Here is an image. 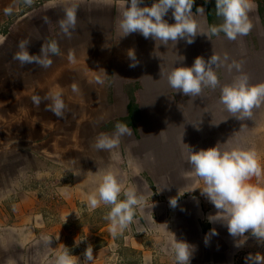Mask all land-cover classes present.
I'll return each instance as SVG.
<instances>
[{"label": "crops", "instance_id": "0c3cea01", "mask_svg": "<svg viewBox=\"0 0 264 264\" xmlns=\"http://www.w3.org/2000/svg\"><path fill=\"white\" fill-rule=\"evenodd\" d=\"M73 4L77 5V26L69 39L61 32L58 21L64 17L65 8ZM9 7L12 12L6 14L5 9ZM124 7L125 3L115 0H33L31 5L24 0H0V130L20 122L28 131L21 144L31 147L29 151L24 150L21 157L25 172L15 175L16 182L11 181L0 189L3 192L8 188L0 194V246L3 249L20 247V256L26 264L37 261L41 253L39 264L41 261L55 264L57 254L66 250L83 260L89 244L93 246L92 264H127L126 257L134 254L140 257L139 264H160L174 258L175 239L192 246V256L205 259H210L211 255L233 259L236 252L243 249L244 245L235 246L236 241L225 225L208 221V216L217 210L201 195L199 188L204 186L203 181L188 164L187 152L169 159L164 152L160 157L158 153L147 156L141 151L133 154L132 149L143 145L145 138L142 140L138 134L146 122V113L158 107L176 108L179 120L182 119L178 126L184 132L194 126L195 122L186 114L189 102L183 100L193 98L168 85L167 75L173 67H191L196 57L207 61L215 52L221 58L227 54L228 63L242 61L243 71L249 75L264 72V0H250L248 17L252 28L248 35L235 41L228 40L222 32L213 35L209 31L211 26L222 23V18L216 15L215 0L202 4L194 0L191 18L197 24L198 33L203 34H197L192 44L181 39L175 45L145 39L138 32L122 36L119 22ZM200 7L203 12L197 10ZM164 19L169 24L175 23L172 10ZM24 39L30 40L28 51L32 55H39L43 43L53 40L58 42L62 54L52 56L53 63L47 69L35 63L22 67L13 55L18 51V42ZM130 49L135 51L136 67L129 66L132 63L128 57ZM69 50L75 55V63L67 59ZM180 56L184 57L183 61L178 60ZM215 71L221 85L231 83L237 75L235 70L229 73L226 67ZM97 76L103 80L102 84L96 82ZM249 77L253 80V76ZM73 83L78 85V93L72 91ZM55 90L63 91L67 105L63 119L45 110L48 101L36 107L31 100L34 94L44 97ZM219 96V87L204 88L196 98H202L208 107L214 105L221 113L224 106L219 104ZM180 108L184 110L182 113ZM201 109L210 122L211 109ZM3 113L9 115L4 120ZM118 122L127 124L131 135L123 136L119 147L111 152L96 150L92 146L95 138L100 133L113 134ZM197 128L202 130L206 126L196 125L195 131ZM12 129L17 136L11 141L16 144L13 148L20 147L18 126ZM51 130L61 132L60 141L48 140ZM37 131L43 132L41 136H37ZM187 135L173 138L172 146L193 143L191 148L197 151V147L210 141L199 137L190 142ZM56 145L60 149H56ZM220 145L228 150L227 142ZM17 151L20 152L19 148ZM53 154L58 159L52 157ZM174 156L179 159H173ZM19 157L18 154L11 157V162L21 160ZM177 163H184L188 168L178 172ZM169 165L181 180L174 189H165L157 180L159 176L168 175ZM109 171L117 176L124 190L133 188L144 197L142 205L136 207L140 223L148 222L167 237L159 241L148 237L147 233L129 236L127 232H132V226H138L137 218L116 235L109 231L110 221L93 224L87 220L106 207L101 204L91 210L87 197ZM17 182L26 185L24 190L19 191L24 186L15 185ZM54 185L57 197L51 192ZM183 192L188 193L187 198L177 202L175 208L171 207L170 199L178 198ZM213 228L218 234L210 236L206 244V234ZM46 238H51L50 244ZM12 260L14 262V258Z\"/></svg>", "mask_w": 264, "mask_h": 264}, {"label": "clouds", "instance_id": "9594fccd", "mask_svg": "<svg viewBox=\"0 0 264 264\" xmlns=\"http://www.w3.org/2000/svg\"><path fill=\"white\" fill-rule=\"evenodd\" d=\"M32 2L33 0H24L28 5ZM142 4L143 0H125L119 22L122 36L138 32L145 39L152 38L163 45H168L169 42L175 45L181 39L192 44L197 34H203L198 33L197 24L191 18L194 0H155L151 6L141 7ZM169 10H172L175 20L173 24L164 19ZM197 10L204 11L202 7ZM215 10L216 15L222 18V23L211 26V34L219 35L222 32L231 41L249 34L252 28L248 17L250 0H215ZM64 11V17L58 23L64 36L71 39L77 26V5L68 6ZM5 12L10 14L12 8L5 9ZM29 43L30 40L27 39L19 41L18 51L13 55V59L22 67L35 63L47 69L53 63L51 57L62 54L55 40L44 42L39 55L29 53ZM128 57L132 61L129 66L136 67L138 61L133 49L128 51ZM67 59L70 63L76 62L71 50ZM178 60L183 61L184 57L180 56ZM220 67H226L229 73L235 70L237 75L231 83L220 84L215 71ZM96 82L102 84L103 80L97 76ZM167 82L176 92L192 98L199 97L204 88L215 90L219 87V104L239 121L250 119L253 109L264 105V83L250 84L248 74L243 71V62L232 60L228 63L227 54L221 58L213 52L207 61L198 56L191 67H173L167 75ZM71 89L74 93L79 92L76 83L71 85ZM31 100L36 107L43 101H48L45 110L51 111L58 118H64L67 105L62 90L50 91L44 97L34 94ZM125 135H131V129L127 124L118 122L113 134L100 133L92 146L98 151L111 152L119 147L121 138ZM220 144L199 151H194L185 144L187 162L194 174L203 181L204 186L199 188L201 195L217 210L214 215L208 216V221L225 225L238 248L246 242V233H250L258 243L264 245V187L248 183L251 177H259L262 173L256 153L242 149L222 150ZM122 192L124 199H120ZM143 199L133 188L124 190L117 176L109 171L102 175L96 189L88 195L87 203L91 210L101 204L110 206L105 219L110 221L109 231L116 235L133 221L135 209L142 205ZM169 203L175 208L177 198H171ZM217 234L215 228L211 229L210 234H206L205 243H208L210 236ZM46 239L50 244L51 238ZM192 251V246L187 242L175 239L173 253L176 264H190ZM93 260V246L89 244L83 253V260L66 250L57 254L55 264H92ZM245 264H264V254L249 253L245 257Z\"/></svg>", "mask_w": 264, "mask_h": 264}, {"label": "rangeland", "instance_id": "374dc122", "mask_svg": "<svg viewBox=\"0 0 264 264\" xmlns=\"http://www.w3.org/2000/svg\"><path fill=\"white\" fill-rule=\"evenodd\" d=\"M261 4V3H259ZM248 76H253V80L250 78V84H259V83H264V72H259V74L255 75H249L247 72ZM151 100V99H149ZM161 100V99H159ZM176 100H181V99H176ZM185 102L188 101L189 103L186 104L188 107V110H186L187 116L190 118V121L195 122L194 126H192L188 131L184 132L183 129H180L181 126H178L181 124V120H179V115L175 110H171L169 107L162 108L158 107L156 110H153L151 113H146V122L144 125L141 127V134L139 135V138L142 137L143 145L141 147L133 146L132 152L133 154L137 153H143L147 155L148 153H153L154 155H162L164 152V156L168 155L169 159L172 158V155L178 156L180 153H186L187 149L186 146H178L174 145L172 146V141L173 138H176L180 134H188L187 139L190 140V142H193L194 139H197L199 137L206 138L207 141H209L206 145L197 147V151L201 149H208L210 147H214L217 145V143L221 142H227L228 143V150L232 149H242L246 151H253L256 153L257 159L261 165L262 168V173L259 177L253 176L249 179L248 183L251 184H256L261 187H264V105H261L259 108L253 109V115L250 119L239 121L235 119L234 117H231V114L227 112L224 107L222 108V112L219 113V110L215 108L213 105L212 107H208L209 105L207 103H204L202 98H196V99H183ZM148 101V99H147ZM213 101H215L213 99ZM153 105V104H152ZM155 106H152V108ZM202 107H206L207 110L210 111L211 109V114H210V122L207 121V118L202 114ZM10 109V107H8ZM149 110L151 109L150 106H148ZM184 110L180 108V113H182ZM189 111V112H188ZM1 116V115H0ZM9 115L7 114H2V119L4 120L5 117H8ZM203 127L206 126V128H202L200 130L197 128L195 131V127ZM211 125V126H210ZM18 126V130L16 132L19 133V140H20V147H14L16 144L11 143L12 139L17 138V136L13 133H15V130L12 129ZM199 129V130H198ZM2 131V132H1ZM135 132V128L133 129ZM28 131L24 130V126L19 122L15 123L9 128H4L0 130V189L4 188L7 185H10L11 181L14 183L15 175L17 174H23L26 170V165H22V158L23 151L27 149L29 151L28 146H24L21 144L23 142V136L27 133ZM39 133L37 131L36 134L38 137L41 136L43 132L40 131ZM51 135H47L48 140L50 138L55 139L60 141L61 132L56 131V130H51ZM64 133V131L62 132ZM138 133V132H135ZM51 139V140H52ZM163 140V144H161ZM11 143V144H9ZM158 143V144H157ZM237 143V144H236ZM13 144V145H12ZM157 144V145H156ZM161 144V145H160ZM192 145H188L189 147H192ZM40 147V146H39ZM49 148H53L52 146H48ZM225 147V146H224ZM17 148V149H16ZM19 148L20 152L17 151ZM56 149H60L59 145L55 146ZM140 148V149H139ZM220 148L222 149V146L220 145ZM224 150V148L222 149ZM141 151V152H140ZM158 153V154H156ZM20 155L19 158L21 160L17 162H11V157H14L16 155ZM11 156V157H10ZM52 157L58 159V156L53 154L51 155ZM148 156V155H147ZM146 156V157H147ZM152 156V155H151ZM177 156H174L173 159H179ZM180 156V155H179ZM55 162V161H53ZM53 164V163H52ZM55 163V167H57ZM158 164V163H157ZM170 164V163H169ZM177 163L176 168H178L179 171H184L186 170L187 165L184 163ZM20 165V167H18ZM159 167V165H157ZM154 167V166H153ZM157 168V167H156ZM170 170H168V175L166 177H158V183L160 186H164L165 189L166 187L174 189L177 184H179V181L181 180L176 178L174 174L175 172L171 171L172 167L169 165ZM159 169V168H158ZM155 170V169H154ZM152 170V172H156ZM155 174V173H154ZM16 182V181H15ZM21 182V181H20ZM255 182V183H254ZM20 183L17 182L15 185H19ZM24 186L22 189L19 191L24 190L26 185H21ZM19 186V187H20ZM55 185L53 186L51 192L54 197H57L56 195V190H55ZM8 191V188H6L3 192H0V194ZM188 193H184L183 195H179L177 198V202L182 201L183 199L187 198ZM120 199H124L123 193L120 196ZM206 206V205H205ZM110 206L105 207L103 211H97L98 213H95L92 218L87 219L91 221L93 224L97 223H102L105 221H108L105 219V216L107 215L109 211ZM209 210V208H207ZM205 209V210H207ZM135 222L138 224L135 228L132 226V232H127V234L134 235V236H140V235H148V237H154L153 239L161 240L162 237H167L166 234L162 233L159 231L157 232L155 227L152 228V226L148 225V222L141 221L143 225H140V215H139V210L136 208L135 209V215L134 218ZM95 222V223H94ZM147 224V225H145ZM191 224V223H189ZM94 228H98L97 225H94ZM144 228V229H143ZM193 228V227H192ZM141 230H146V232L140 231ZM144 233V234H143ZM248 238L243 246V249L238 250L236 252L235 257L233 259H226V258H217L215 255H211L210 259L204 258L203 256H191L190 261L192 264H245V257L251 253V254H256V253H261L264 254V245H261L260 243L257 242L256 238L251 236L250 233L245 234ZM6 248L3 249L2 246H0V264H26L25 260L21 258V248L16 247V248ZM28 247H26L27 249ZM69 251V250H68ZM169 251V250H168ZM31 252V251H30ZM53 252H57L53 251ZM70 252V251H69ZM158 253H162V250H158ZM43 257L42 253L40 254L39 257H37V261L31 262V264H39L40 258ZM14 258V262L12 260ZM140 257H137L135 254L132 256L126 257V263L127 264H139ZM101 262V261H100ZM41 264L42 263L41 261ZM160 264H176L175 258L171 259H165L163 262L160 261Z\"/></svg>", "mask_w": 264, "mask_h": 264}, {"label": "built area", "instance_id": "2783aa9c", "mask_svg": "<svg viewBox=\"0 0 264 264\" xmlns=\"http://www.w3.org/2000/svg\"><path fill=\"white\" fill-rule=\"evenodd\" d=\"M115 1L117 3H125V0H115ZM154 2H155V0H143V4L141 5V7L151 6ZM202 2H208V0H200V4H202Z\"/></svg>", "mask_w": 264, "mask_h": 264}]
</instances>
